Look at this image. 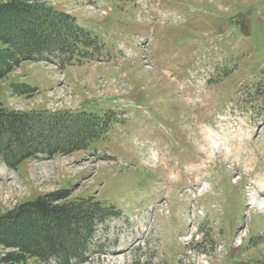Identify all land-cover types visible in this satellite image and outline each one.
Here are the masks:
<instances>
[{
    "label": "rangeland",
    "instance_id": "obj_1",
    "mask_svg": "<svg viewBox=\"0 0 264 264\" xmlns=\"http://www.w3.org/2000/svg\"><path fill=\"white\" fill-rule=\"evenodd\" d=\"M20 1L69 15L95 42L66 64L46 53L62 70L21 61L0 79V108L92 114L102 134L16 166L0 157V216L39 196L97 200L105 213L79 264H264V0ZM1 17L12 35L29 23ZM207 128L222 136L216 155ZM29 220L8 233L45 224Z\"/></svg>",
    "mask_w": 264,
    "mask_h": 264
},
{
    "label": "trees",
    "instance_id": "obj_2",
    "mask_svg": "<svg viewBox=\"0 0 264 264\" xmlns=\"http://www.w3.org/2000/svg\"><path fill=\"white\" fill-rule=\"evenodd\" d=\"M8 13L27 17L29 23L18 26L13 35L7 29L0 30V40L7 47L0 49V79L23 60L38 57L52 61L54 58L45 57L46 53L66 64L80 46L95 42L74 18L48 6H28L20 0L0 1V23L2 14ZM88 116L89 124H86L84 115L76 118L0 108V157L8 165L16 166L32 152L69 153L85 148L102 134L98 117ZM83 126L89 131H83ZM41 130L47 131L44 137ZM60 198L63 195L39 196L0 216V245L16 248L3 255L0 264H28L29 259L54 260L56 264H79L88 260L95 222L104 215L106 207L97 200L60 202ZM31 217L45 224L40 223L41 228L26 237L8 233L31 228Z\"/></svg>",
    "mask_w": 264,
    "mask_h": 264
},
{
    "label": "bare ground",
    "instance_id": "obj_3",
    "mask_svg": "<svg viewBox=\"0 0 264 264\" xmlns=\"http://www.w3.org/2000/svg\"><path fill=\"white\" fill-rule=\"evenodd\" d=\"M208 129V128H207ZM205 129V132H206V134H204V135H207V137H208V140L206 141V142H210V143H212V146H213V148H214V150H212L211 151V154L213 155H216L217 154V148H218V146L220 145L219 143L222 141L221 139H220V137H222V136H220L219 134H220V131H219V133L217 132V133H215V131L213 130V129ZM226 129H228V130H230V128H226ZM225 130V129H224ZM239 132V131H238ZM240 133V132H239ZM216 134V135H215ZM234 134V133H233ZM226 135V134H225ZM234 136V135H233ZM233 136H231V137H233ZM240 136V135H239ZM230 137V136H229ZM228 139V138H227ZM226 139V140H227ZM234 139V138H233ZM238 139V138H237ZM224 142H226L225 140H223ZM228 141H229V139H228ZM227 141V142H228ZM234 141V140H233ZM226 142V143H227ZM222 144V143H221ZM231 144V143H230ZM234 145H233V143L231 144V146H228V147H226V146H224V151H225V155L223 154V157L224 158H230V154L233 152V153H236V149L233 147ZM231 148V149H230ZM210 149H211V146H210ZM219 149V148H218ZM233 155V154H232ZM211 156V155H210ZM159 157H160V155H159ZM219 157V156H218ZM221 157V156H220ZM161 158V157H160ZM209 159H211V158H209ZM215 160V159H214ZM224 160V159H223ZM160 161V160H159ZM212 162V161H211ZM158 163V162H157ZM160 163V162H159ZM210 163V162H209ZM161 164H162V162H161ZM160 164V165H161ZM163 165V164H162ZM166 166H168V165H166ZM165 166V167H166ZM208 167V166H207ZM205 189V188H204ZM256 203L257 204H260V205H264V200H261V201H256Z\"/></svg>",
    "mask_w": 264,
    "mask_h": 264
},
{
    "label": "crops",
    "instance_id": "obj_4",
    "mask_svg": "<svg viewBox=\"0 0 264 264\" xmlns=\"http://www.w3.org/2000/svg\"><path fill=\"white\" fill-rule=\"evenodd\" d=\"M21 64V63H20Z\"/></svg>",
    "mask_w": 264,
    "mask_h": 264
}]
</instances>
